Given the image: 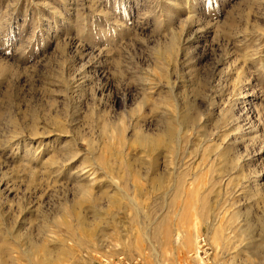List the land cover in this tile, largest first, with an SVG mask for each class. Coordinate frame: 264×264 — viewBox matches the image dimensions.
I'll return each instance as SVG.
<instances>
[{
	"label": "rangeland",
	"instance_id": "obj_1",
	"mask_svg": "<svg viewBox=\"0 0 264 264\" xmlns=\"http://www.w3.org/2000/svg\"><path fill=\"white\" fill-rule=\"evenodd\" d=\"M0 264H264V0H0Z\"/></svg>",
	"mask_w": 264,
	"mask_h": 264
},
{
	"label": "bare ground",
	"instance_id": "obj_2",
	"mask_svg": "<svg viewBox=\"0 0 264 264\" xmlns=\"http://www.w3.org/2000/svg\"><path fill=\"white\" fill-rule=\"evenodd\" d=\"M161 113H162V112H161ZM165 113H167V111H166ZM151 151H152V150L147 151V153H151ZM86 167H87V166H86ZM87 168H88V167H87ZM87 168H86V169H87ZM86 169H85V170H86ZM84 174H85V173H84ZM84 174H83V175H84ZM90 178H91V177H90ZM92 178H93V177H92ZM92 178H91V179H92ZM113 186H114V185H113Z\"/></svg>",
	"mask_w": 264,
	"mask_h": 264
}]
</instances>
